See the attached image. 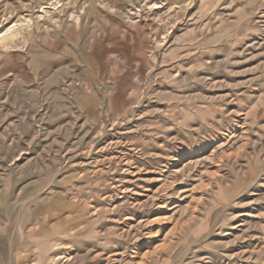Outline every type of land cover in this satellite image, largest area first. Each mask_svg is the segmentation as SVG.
Instances as JSON below:
<instances>
[{
	"label": "rangeland",
	"instance_id": "obj_1",
	"mask_svg": "<svg viewBox=\"0 0 264 264\" xmlns=\"http://www.w3.org/2000/svg\"><path fill=\"white\" fill-rule=\"evenodd\" d=\"M0 34V264H264V0H0Z\"/></svg>",
	"mask_w": 264,
	"mask_h": 264
},
{
	"label": "bare ground",
	"instance_id": "obj_2",
	"mask_svg": "<svg viewBox=\"0 0 264 264\" xmlns=\"http://www.w3.org/2000/svg\"><path fill=\"white\" fill-rule=\"evenodd\" d=\"M11 31V30H10ZM10 31H8V32H10ZM0 36H1V34H0ZM15 36V35H14ZM13 37V36H12Z\"/></svg>",
	"mask_w": 264,
	"mask_h": 264
}]
</instances>
